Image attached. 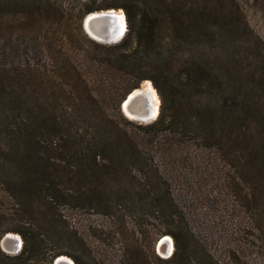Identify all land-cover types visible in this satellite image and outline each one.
Returning <instances> with one entry per match:
<instances>
[{"label":"trees","instance_id":"16d2710c","mask_svg":"<svg viewBox=\"0 0 264 264\" xmlns=\"http://www.w3.org/2000/svg\"><path fill=\"white\" fill-rule=\"evenodd\" d=\"M52 6L0 0V195L22 207L0 216L17 221L0 239L13 232L23 241L17 255L0 250V264H52L64 254L48 250L64 233L45 238L26 208L63 226L61 197L115 214L126 183L137 219L111 231L130 242L119 264H264V24L248 17L264 18V0H130L122 39L84 37L88 46L56 35L68 26ZM46 25L50 38L26 33ZM144 80L161 104L154 122L135 126L119 105ZM202 184L213 185L209 196L197 193ZM152 214L158 230L136 228ZM200 219L205 228H192ZM163 236L173 252L160 260L152 246ZM86 243L75 264H104Z\"/></svg>","mask_w":264,"mask_h":264},{"label":"rangeland","instance_id":"374dc122","mask_svg":"<svg viewBox=\"0 0 264 264\" xmlns=\"http://www.w3.org/2000/svg\"><path fill=\"white\" fill-rule=\"evenodd\" d=\"M38 1L40 2V5H43L46 0H38ZM49 1H50V4H53L52 14H55V10L61 11L63 14V21L67 22L68 27L62 26L64 29L59 28V31L56 33V35L62 38L64 37V39L66 40H68V38H71V39L76 40L80 44L88 46V44L85 43V40H84V37H86L87 39H89L90 41L96 44L114 45L118 43L124 36L123 35L120 39L116 41L113 40L108 43L105 40H96L92 38L83 27L84 19L88 15V14L83 15V12L85 8H87V6L101 8L99 10L94 11V12H99V11L106 10L105 9L106 6L115 5V6H120V7L119 8H109L107 10L111 9L115 11H121L124 14L125 20H126V15H125L124 10L122 9V6L130 4V0H49ZM247 10L248 11L250 10L249 6H247ZM248 17H249L250 22L252 24H255V26L259 28L263 26L264 18L254 15L252 13H249ZM49 18H51L53 21L52 17H49ZM79 25H80L81 30H79ZM48 26L50 25L42 26L41 28H39L38 32L36 30L35 32L26 31V33L28 35L35 34L37 35L38 38H41V37L50 38L51 36L55 35V33L51 29H48ZM52 27L53 29H56V28L58 29L57 24H52ZM126 30H127V24H126ZM262 32L264 34V31ZM20 33H21L20 36L26 37L24 35V30H21ZM145 82H149L151 86L153 87L152 83L149 80H144L140 83L138 88H141ZM155 92L157 94V98L159 101L158 103V113H159L161 100L156 90ZM128 95L124 97V99L119 105V110L122 116L128 122L137 126V125H147L156 120L158 113H157L156 118L152 121L150 120L149 122L137 120L133 117H129L128 115H126L125 112L122 110V103ZM130 107L136 110L141 109L139 101H135V100L130 103ZM212 186H213L212 184H207L205 186H203L202 184L201 186H198L196 188L197 193L199 195L204 194L206 196H209L212 191ZM121 188L123 190H126L127 192L122 193V197L125 199L122 204L121 211L118 213L109 214L106 211H105L106 213H104L103 210L97 211V212L93 210H88L86 208L80 207V205L73 202L71 198L61 197L57 207H58V213L60 214L62 218L61 220L64 222V226L60 225V223H62L61 221L59 222L54 221V218L52 219V217L44 209H42L40 206H37V205L36 206L31 205L32 208L28 207L25 209V212H27L28 218L30 219L27 222V224H30V227L35 228L36 231L43 233L45 235L44 237L47 239H49L48 237H50L51 235L54 237L57 232L62 231L64 233V239L56 245L55 243H49L48 250L55 249V250L64 252L62 256L71 260L73 264H75L73 256L76 257L80 255V252L84 248L83 241H86V240H87L86 244L89 247H91V249L94 251L97 258L101 259L104 262V264H119V261H118L119 256H121L123 251L130 248V242L129 240L127 241V240L120 239V236L119 238H117V240H121V241H116L115 239L111 240L110 239L111 231L116 230V228H119V230L120 228H128L130 231V220L131 222H135L137 219L136 216H133V215L130 216V183H126L122 185ZM111 194L112 193H107L104 196V198L105 199L113 198V195ZM0 199L2 200V203H1L2 206H0V216L3 214L10 215V212L13 211L12 210L13 207L14 208L16 207L17 209L22 208L20 205L13 206L11 203H8L10 201L5 199L3 195L2 196L0 195ZM224 199L228 200V202H231L230 198H224ZM126 200H129V201L126 202ZM226 200L224 201V203H227ZM217 214L219 216L217 217L218 221L223 226L228 220V217L225 214V211H222L221 213L218 212ZM21 215H22V211H21ZM156 216L157 214L146 216L145 223L147 225L143 227H136V228H147L148 230H158V228H160L159 227L160 222L158 218H156ZM15 223H17L16 220L6 219L5 221H1L0 219V228L12 227V225ZM201 223H202V228H205L206 221L202 222L201 219L195 220V222L191 223V227L200 228ZM7 235L17 236L18 239L20 240L21 248H22L23 241L20 235H18L17 233L8 232V233H5L0 239V250L2 253H4L7 256L17 255L20 252L21 248L17 249L16 251L10 250L9 244L6 243V241L9 239H6L5 241H3ZM99 237H101V240L103 241H100L98 239ZM163 237H168L170 241L173 243L172 239L169 236H163ZM159 240H157V242L153 244L152 251L158 257V259L165 260L168 257H170L169 252L167 253L164 250L165 246L163 244L157 247V243ZM140 246L143 248L142 251L144 253H147L148 255L151 253V249L149 248V243L147 241H144V240L140 241ZM220 248L221 247L219 246L216 247V249H220ZM217 254L219 256L218 257L219 260L224 261L225 258L221 254V252L218 251ZM55 260L52 264H55ZM152 261L154 264L160 263V261L156 259H152ZM43 264H46V263L44 262Z\"/></svg>","mask_w":264,"mask_h":264},{"label":"bare ground","instance_id":"6f19581e","mask_svg":"<svg viewBox=\"0 0 264 264\" xmlns=\"http://www.w3.org/2000/svg\"><path fill=\"white\" fill-rule=\"evenodd\" d=\"M86 32L96 40H105L111 42L120 39L126 31L125 16L121 11L104 10L100 12H92L84 19ZM146 98V99H145ZM139 101L141 109L130 107L133 101ZM158 98L155 90L149 82H145L141 88L133 90L128 95V100L122 104V110L129 117L144 121L146 119L154 120L158 113ZM141 110V111H140ZM11 238V239H10ZM6 241L10 246V250L16 251L19 248L20 240L15 235H7L3 241ZM163 245L165 251L171 250V241L168 237H164ZM7 247V245H6ZM56 264H73L66 257H59Z\"/></svg>","mask_w":264,"mask_h":264},{"label":"water","instance_id":"95a60500","mask_svg":"<svg viewBox=\"0 0 264 264\" xmlns=\"http://www.w3.org/2000/svg\"><path fill=\"white\" fill-rule=\"evenodd\" d=\"M110 10H111V9H110ZM106 11H107V10H106ZM84 22H85V20H84ZM84 22H83V27H84V29H85ZM107 43H108V42H107ZM127 100H128V96L126 97V99L123 101L122 104H124ZM149 121H150L149 119L144 120V122H149ZM164 241H165V240H164V237L161 238V239L158 241V243H157V247H159L161 244L165 243ZM20 248H21V243H20L18 249H20ZM172 252H173V243H171V250L169 251V256H171ZM167 253H168V252H167ZM59 257H61V256H59ZM59 257L55 260V264L57 263Z\"/></svg>","mask_w":264,"mask_h":264}]
</instances>
